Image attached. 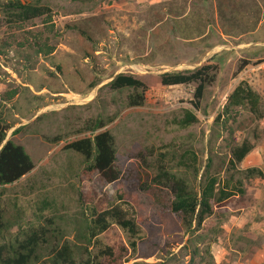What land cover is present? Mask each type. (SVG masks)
<instances>
[{
	"label": "rangeland",
	"instance_id": "1",
	"mask_svg": "<svg viewBox=\"0 0 264 264\" xmlns=\"http://www.w3.org/2000/svg\"><path fill=\"white\" fill-rule=\"evenodd\" d=\"M20 1L49 8L24 22L10 21L0 10V95L14 94L5 103L7 120L15 123L6 138L44 113L34 127L38 133L16 136L35 167L5 186V195L15 197L24 212L23 222L53 216L74 240L80 212L89 214L91 205L104 208L114 201V183L96 174L81 178V158L63 149L91 134L76 132L88 118L113 117L101 130L115 137L116 164L136 166L143 174L155 172L160 154L173 166L172 153L186 147L203 160L210 146L225 153L230 128L237 140L247 137L249 127L239 125L246 111L224 112L227 95L239 82L257 92L264 110V0H224L220 7L218 0ZM73 26L84 28L91 39ZM89 51L93 54L87 56ZM202 64H214L216 71L196 108L193 85L160 83L163 73ZM118 73L144 81L143 104L126 107L123 93L104 87ZM94 77L99 83L88 88ZM186 110L197 121L181 125ZM252 125L258 138L249 137L253 148L240 167L264 171V115ZM57 134L63 135L57 144L48 141ZM222 211L221 218L207 221L192 261L186 233L166 211L140 224L134 237L115 226L93 238L88 249L97 254L99 248L122 243L128 254L121 264H264V177L250 179L244 198H231ZM255 247H260L256 254Z\"/></svg>",
	"mask_w": 264,
	"mask_h": 264
},
{
	"label": "trees",
	"instance_id": "2",
	"mask_svg": "<svg viewBox=\"0 0 264 264\" xmlns=\"http://www.w3.org/2000/svg\"><path fill=\"white\" fill-rule=\"evenodd\" d=\"M223 2L218 0L219 7ZM0 10L10 21L24 22L44 15L49 8L39 3L8 0L1 4ZM73 28L81 37L91 39L81 26ZM92 54V51L87 52V56ZM56 68L61 72L58 65ZM215 71L214 64H202L193 69L163 73L160 83L165 86L193 85V106L196 108L213 81ZM99 81L98 77L92 78L88 88H93ZM104 87L123 93L126 107L141 105L145 100L146 84L131 74L118 73ZM12 95H0V106L3 107L0 109V264H121L128 254L124 244L107 245L99 248L97 254H91L88 249L91 240L115 226L134 237L140 224L163 211L176 217L186 233L192 261L199 252L198 244L203 241L207 221L221 218L222 209L231 198L242 200L250 179L264 177V171L257 166L240 167L253 148L249 137L258 138L256 126L252 124L264 115L260 96L246 81L239 82L227 95L224 112H238L241 108L246 111L247 116L239 121V125L249 127L247 137L237 140L233 136L234 129L230 128L231 137L225 145V153L218 154L210 146L205 160L189 147L172 153L173 166L166 162L165 154H160L154 160V173L144 171L140 174L136 166L123 169L116 164L115 137L110 130H101L113 117L97 114L86 119L76 130L91 134L69 141L63 149L81 158V178L91 179L96 174L102 182L114 183V201L104 208L91 205L89 214L80 212L83 218L77 221L75 238L70 240L53 216H42L38 222H23L24 212L17 199L5 195L6 185L18 181L36 165L16 136L28 130L38 133L34 127L44 115L31 124L15 127L6 138L15 124L7 120L5 113V103ZM195 121L196 116L186 110L178 123L187 125ZM62 137L57 134L48 141L57 144ZM137 155L143 157L144 154L138 152ZM181 169L187 174L179 175ZM13 227L16 228L13 230ZM130 246L134 248L135 241H130Z\"/></svg>",
	"mask_w": 264,
	"mask_h": 264
},
{
	"label": "crops",
	"instance_id": "3",
	"mask_svg": "<svg viewBox=\"0 0 264 264\" xmlns=\"http://www.w3.org/2000/svg\"><path fill=\"white\" fill-rule=\"evenodd\" d=\"M260 168H261V167H260ZM259 248H260V247H259ZM259 248H258V249H259ZM256 249H257L256 247H255V249H253L254 253H255V250H256ZM258 249H257V250H258ZM256 253H257V252H256ZM256 253H255V254H256ZM251 264H257V263H254V262L252 263V262H251Z\"/></svg>",
	"mask_w": 264,
	"mask_h": 264
}]
</instances>
